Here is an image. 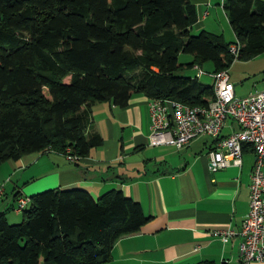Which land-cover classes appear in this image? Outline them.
<instances>
[{
  "label": "trees",
  "instance_id": "1",
  "mask_svg": "<svg viewBox=\"0 0 264 264\" xmlns=\"http://www.w3.org/2000/svg\"><path fill=\"white\" fill-rule=\"evenodd\" d=\"M224 8L232 42L191 32L189 0H0V164L47 148L87 156L101 143L95 103L124 107L140 93L207 105L212 83L176 71L205 62L228 69L264 51V0ZM181 52L192 59L179 61ZM28 199L18 223L0 212V264H107L114 243L148 220L115 188L97 198L82 187L51 188Z\"/></svg>",
  "mask_w": 264,
  "mask_h": 264
},
{
  "label": "crops",
  "instance_id": "2",
  "mask_svg": "<svg viewBox=\"0 0 264 264\" xmlns=\"http://www.w3.org/2000/svg\"><path fill=\"white\" fill-rule=\"evenodd\" d=\"M189 2L197 15L191 32L206 30L222 35L226 41H235L224 8L227 0ZM259 59H264V51L250 58L236 59L228 68L236 94L237 83L241 82L243 87V81L253 72L250 64ZM262 70L261 89L264 88V64ZM252 90L240 91L238 95ZM148 101V97L138 93L124 107L109 101L93 104L92 131L101 137V143L76 162H70L56 151H35L1 163L0 183L4 184V195L0 212L6 214L7 208L13 209L16 197H29L51 188L82 187L94 198L109 189H120L140 203L148 220L137 233L114 243L107 264H202L207 261L239 264L240 238L236 236L224 242L211 235V231L238 230L248 212L251 148L244 146L240 167L211 171L207 166V151L212 139L207 136L193 139L182 149L151 145ZM237 127L234 121L228 120L222 133L226 135ZM15 211L18 214H13V220L20 217L19 211Z\"/></svg>",
  "mask_w": 264,
  "mask_h": 264
},
{
  "label": "built area",
  "instance_id": "3",
  "mask_svg": "<svg viewBox=\"0 0 264 264\" xmlns=\"http://www.w3.org/2000/svg\"><path fill=\"white\" fill-rule=\"evenodd\" d=\"M237 55L239 43L230 46ZM197 76L205 73L200 66ZM214 97L207 105H187L170 98L149 99V143L185 148L200 136L212 139L207 151V166L211 171L227 166L240 167L244 146L253 152V165L249 183V208L240 228L216 229L211 235L222 241L239 237L237 248L239 264L264 262V89L238 96L228 69L213 71ZM228 120L237 124V129L224 135L222 130ZM46 151H52L47 148ZM63 156L70 162L76 156L67 149ZM4 184L0 183V201ZM16 210L28 204L26 196L15 200Z\"/></svg>",
  "mask_w": 264,
  "mask_h": 264
},
{
  "label": "rangeland",
  "instance_id": "4",
  "mask_svg": "<svg viewBox=\"0 0 264 264\" xmlns=\"http://www.w3.org/2000/svg\"><path fill=\"white\" fill-rule=\"evenodd\" d=\"M192 56L188 53H179V61L186 63L189 62L191 60ZM263 64H264V59H259L258 61H256L255 63H252V65L250 64L249 69H251V71L249 73V78H247L246 80L243 81V87L241 88V82L237 83V92L239 93L240 91H249L250 89H256V91H260L264 88L261 89V77H262V69H263ZM201 69H203L205 71V73L201 76H199V80L203 83H208L211 84L213 81L212 76L210 75L211 72H213V65L211 62H205L202 64ZM198 69L194 66V67H183L181 70L176 71L177 75H184V76H195L197 73ZM252 90L253 92L250 93H254L256 91ZM237 93V95H238ZM250 93L247 94H243V95H238V96H245L248 95ZM16 207L14 206L13 209L10 207L9 209H6V214L5 217L7 219V221L9 223H18L22 220V213L21 211H19L20 213V217L17 220H13V214H18L16 213ZM9 213V214H8ZM10 215H12L10 217Z\"/></svg>",
  "mask_w": 264,
  "mask_h": 264
}]
</instances>
